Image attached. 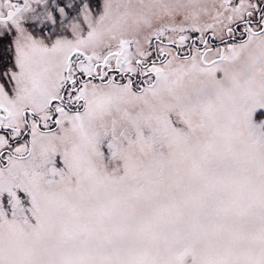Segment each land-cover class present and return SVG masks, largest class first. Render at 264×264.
<instances>
[{"label": "snow or ice", "instance_id": "snow-or-ice-1", "mask_svg": "<svg viewBox=\"0 0 264 264\" xmlns=\"http://www.w3.org/2000/svg\"><path fill=\"white\" fill-rule=\"evenodd\" d=\"M0 264H264V0H0Z\"/></svg>", "mask_w": 264, "mask_h": 264}]
</instances>
